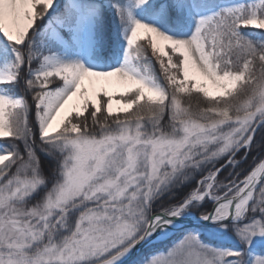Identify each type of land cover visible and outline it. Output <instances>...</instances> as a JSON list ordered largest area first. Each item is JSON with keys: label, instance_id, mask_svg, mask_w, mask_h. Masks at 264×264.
Wrapping results in <instances>:
<instances>
[{"label": "snow or ice", "instance_id": "6c2138e0", "mask_svg": "<svg viewBox=\"0 0 264 264\" xmlns=\"http://www.w3.org/2000/svg\"><path fill=\"white\" fill-rule=\"evenodd\" d=\"M0 140V264H264V0H0Z\"/></svg>", "mask_w": 264, "mask_h": 264}, {"label": "rangeland", "instance_id": "374dc122", "mask_svg": "<svg viewBox=\"0 0 264 264\" xmlns=\"http://www.w3.org/2000/svg\"><path fill=\"white\" fill-rule=\"evenodd\" d=\"M151 57V56H150ZM153 59V58H152ZM153 62V65H154V68H155V71H156V74L159 75L160 72L158 71V66L155 64V62L152 60ZM157 67V68H156ZM84 87H86L89 91V95L91 96L93 94L94 91H100L101 87L104 88V90L108 91V93L110 95L113 96V110L116 111V109L118 107H122V105L118 106L116 104V99L124 94L125 92V87L119 83H117L115 81V78L113 79V82L112 83H105V84H96V83H93V82H89V81H85L84 83ZM81 103L80 101V98L77 96V97H73L69 102H68V105L66 106L64 112L61 113V116H63L66 112L68 111H74V110H77V105H79ZM55 128H56V125L53 126V132L55 131ZM257 139H259V131H258V135H257ZM0 143H4L3 140H0ZM257 155V152L254 150L250 156H249V161H248V164H245L244 165V168L246 169V167L248 168L249 167V164H251L252 162V158L254 156ZM226 175H227V172H226ZM225 175V176H226Z\"/></svg>", "mask_w": 264, "mask_h": 264}, {"label": "trees", "instance_id": "16d2710c", "mask_svg": "<svg viewBox=\"0 0 264 264\" xmlns=\"http://www.w3.org/2000/svg\"><path fill=\"white\" fill-rule=\"evenodd\" d=\"M149 56H151V53L149 52ZM154 62H155V59L153 58L152 59ZM155 64L158 66V64L155 62ZM157 68V67H156ZM158 71L160 72L159 70V66H158ZM158 76H160V79L163 81V76L161 74H159ZM247 169V167H246ZM226 175V172L224 174H222V176L220 177V179H223V177Z\"/></svg>", "mask_w": 264, "mask_h": 264}]
</instances>
